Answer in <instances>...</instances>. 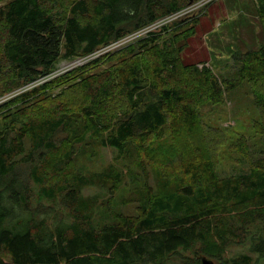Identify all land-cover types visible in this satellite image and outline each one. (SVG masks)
Masks as SVG:
<instances>
[{"label": "trees", "instance_id": "1", "mask_svg": "<svg viewBox=\"0 0 264 264\" xmlns=\"http://www.w3.org/2000/svg\"><path fill=\"white\" fill-rule=\"evenodd\" d=\"M194 1L0 0V100L60 59L87 57ZM251 3L264 21V0ZM206 12L0 101V264H169L174 257L264 264V147L252 158L246 136L228 143L225 130L200 114L243 79L253 82L264 114V39L234 48L233 78L217 74L212 60H185ZM254 128L264 137V117ZM168 136L171 148L189 154L179 167L156 156L164 145H153ZM93 141L133 163L126 173L136 215L116 210L111 197L83 193L98 185L112 195L123 183L113 164L91 173L75 165L80 146ZM223 144L248 168L221 176L215 153ZM246 242L249 252L228 255Z\"/></svg>", "mask_w": 264, "mask_h": 264}, {"label": "rangeland", "instance_id": "2", "mask_svg": "<svg viewBox=\"0 0 264 264\" xmlns=\"http://www.w3.org/2000/svg\"><path fill=\"white\" fill-rule=\"evenodd\" d=\"M226 4L225 0H210L204 3L198 0L189 4L192 6V10L196 9L193 12L198 13L201 12V10H206L208 14L202 15L197 25L196 35L191 37L188 46L182 52V56L188 61H198L200 59L207 61L212 60L211 65L213 64V69L217 74L226 78H233L239 68L237 62L233 65L234 60L231 54L234 48L238 46V48H242L244 51L254 44L253 48H257L258 43L264 39V21L258 20L257 13L253 8L251 0H229L228 4ZM223 18L228 19H225V21L222 20L220 23V20ZM233 18L235 19L234 23L239 25V27H237L236 24L233 26L234 23H230V20H233ZM232 26L234 31L230 30ZM234 34L238 35V37L234 36ZM258 38H260V41ZM82 59L81 57H75L69 60L60 59L44 81L51 80L64 72L73 70L82 65L85 62ZM206 64L210 65L209 61ZM198 65L202 67L203 64L199 63ZM104 66L105 65H101V67ZM40 82L42 81L39 79L33 80V82L29 84L22 85L21 88L24 91V89H30L28 85H35ZM252 83V81L249 82L247 79H243L236 87L227 90L221 102L205 103L200 108V114L205 124L225 130L228 143L235 142L238 135L246 136L248 138L247 143L251 147L252 158H256L261 154L259 150L264 147V137L255 132L254 124L261 120L264 114L255 102V95L253 92L255 87H253ZM19 89L15 88L12 92H7L2 99L13 97L19 93ZM169 137L170 136L164 138L161 142L156 141L153 147L155 146V150L159 147L158 145L163 144L164 147L160 149L162 154L160 155L158 151L156 156L160 160L166 159L169 162L172 160V163H175V165L173 164L174 167H179L184 160L189 157V154L185 156L184 153L178 149L180 148L178 145H173L174 147L171 148L169 146V141L171 142ZM167 146H169V148ZM80 148L81 150L75 159V165L81 166L85 172L102 171L106 169L108 164H113L123 174V183L114 190L112 195L107 189L101 188L98 185L85 188L83 193L88 195L97 194L103 201L111 197L116 205V210L126 215H136L138 213V203L136 201H129L132 184H129V176L126 173V166L134 167L131 160L128 158L116 160L114 157L115 150L111 147H103L94 141L90 142L88 145L80 146ZM195 155L196 154H193L194 157ZM235 156V153L232 150L230 151L228 146L224 144L221 145L219 151L215 153L217 172L221 176L234 173L240 168H248L246 163H239L236 161ZM198 158L199 156H196V159ZM144 170L147 172L146 175L149 176L147 182L153 183V181L150 180L152 176L151 166H144ZM145 171H139V176H145ZM96 212H98V210ZM248 248L249 242H246L244 245L233 244V246L229 248L228 255H236L241 252L247 253L249 252ZM169 264L184 263L181 259L174 257Z\"/></svg>", "mask_w": 264, "mask_h": 264}, {"label": "built area", "instance_id": "3", "mask_svg": "<svg viewBox=\"0 0 264 264\" xmlns=\"http://www.w3.org/2000/svg\"><path fill=\"white\" fill-rule=\"evenodd\" d=\"M200 1H203V3H204V2H207V1H210V0H200ZM194 10H196V9L192 10V6L191 5H187L185 8H183V9H181L179 11L174 12L172 14H169L167 16H164V17L158 19L155 22H152L151 24H149V25H147L145 27H142V28H140V29H138L136 31H133V32L127 34L126 36H124V37H122V38H120V39H118V40H116V41H114V42L102 47V48L97 49L93 54L88 55L87 57H81V58H83L82 60L86 62L88 59H91V58H93V57H95V56H97V55H99L101 53L114 50V49L118 48L119 46H122V45L130 42V41L136 39L137 37L146 34L148 31L157 29L158 27H160L162 25L169 24V23H171L172 21H174L176 19H179V18H182V17H184L186 15H189V14L193 13ZM49 74L41 76L38 79L43 82L48 77ZM32 86H34V84L28 85V88H31ZM21 87L16 88V89L20 88L19 89V93L23 91ZM12 91H10V92H12ZM3 100H7V98L6 99H1L0 101H3Z\"/></svg>", "mask_w": 264, "mask_h": 264}, {"label": "water", "instance_id": "4", "mask_svg": "<svg viewBox=\"0 0 264 264\" xmlns=\"http://www.w3.org/2000/svg\"><path fill=\"white\" fill-rule=\"evenodd\" d=\"M201 262L202 264H213V261L208 259L207 257H202Z\"/></svg>", "mask_w": 264, "mask_h": 264}]
</instances>
